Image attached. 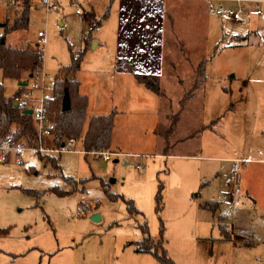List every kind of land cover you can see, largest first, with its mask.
Here are the masks:
<instances>
[{"label":"rangeland","instance_id":"rangeland-1","mask_svg":"<svg viewBox=\"0 0 264 264\" xmlns=\"http://www.w3.org/2000/svg\"><path fill=\"white\" fill-rule=\"evenodd\" d=\"M107 1L78 0L81 15L70 0H56L57 12L33 7L29 25L7 36L11 46L20 48L43 43L44 68L54 75L71 62L72 53L87 48L77 73L80 93L89 98L83 133L94 115L119 111L113 149L122 155L106 161L73 150L62 154L29 150L22 165L0 161V227L9 229L0 234V264H136L132 249L125 245L143 237L138 223L145 221L153 238L159 236L163 221L165 246L171 243L174 250L180 249L179 226L191 219L189 183L201 164H211L182 156L229 153L249 160L236 173L232 162L215 163L220 182L238 191L240 201L226 200L220 213L236 218L238 229L259 243L244 253L229 251L225 244L215 248L201 244L196 250L206 253L207 264H264V162L257 160L264 159V0L241 5L248 13L246 22L233 18L240 6L230 0L158 1V13L168 26L181 13L184 25L153 34L151 40L144 31L134 36L142 48L153 46L161 60L160 47L175 44L177 61H164L161 95L138 85L142 97L135 110L133 100L123 98L120 81L110 74L113 58L115 66L120 64L119 45L129 36L122 38L118 31L123 4L117 0L109 6L106 19ZM150 6L146 11L155 9ZM126 8L131 22L145 21L134 19L141 10L139 2H129ZM13 9L0 3V22L12 18ZM208 10L219 16L209 17ZM92 14L97 19L89 22ZM139 71L152 75L144 67ZM0 82L5 95L13 96L15 79L5 78L1 68ZM214 119L218 120L209 124ZM44 146L53 148L52 139ZM77 147H82L80 142L71 148ZM146 153L150 156L142 155ZM52 156L61 157L60 168L46 161ZM160 185L164 188L158 203ZM247 187L257 203L243 192ZM127 199L141 213L132 215ZM94 214L100 220H93ZM218 231L217 225L214 234Z\"/></svg>","mask_w":264,"mask_h":264},{"label":"crops","instance_id":"crops-1","mask_svg":"<svg viewBox=\"0 0 264 264\" xmlns=\"http://www.w3.org/2000/svg\"><path fill=\"white\" fill-rule=\"evenodd\" d=\"M115 1L117 0H108L106 2L109 5L107 7V13L104 15V18L106 19L108 18L109 9ZM118 1L123 4L122 15H120L119 17L118 31H119V34L122 35V38L124 36H129V38H128L127 43L123 42L122 44L119 45L120 64L115 66L116 62L113 58L110 74L112 78L118 79L120 81V88H121L120 92L123 95V98H131L133 100L131 102V106L135 110V108L137 109V107H139L140 99L142 97L141 92L139 90L140 88L138 85L140 84L144 85L143 83L138 81L135 74L140 73L139 69L141 67H144L145 70L151 72L152 75L158 77L159 83L161 86V91H162V87H164V81H165L164 76H166L164 75L166 71L164 70L163 72V68H164L163 66L165 65L164 61L168 60L167 58L176 60V56H177L176 52H178V50H177V47H175V44H173L174 47L171 48L170 44L164 43L165 45L163 44L160 47V51L162 52V54H164L163 60H161L158 52H155L153 50V46L146 45V46H143L142 48L141 45L136 42L137 41L136 36L134 35L138 34V32L140 34V32L144 31L145 34L149 35L148 38L151 40V38H153L152 36L153 34L155 35V34L167 33L168 32L167 28L171 29L170 31L173 32L175 29H180L182 27V24L184 25V21H183L184 18L182 17V15H185V14L181 13L180 18L178 17L177 21L173 19L172 24L168 26V24L165 21L164 16L158 13V5L156 4L158 1L164 2V1H174V0H118ZM188 1H193V0H188ZM195 1L216 2L217 0H195ZM230 1H233L234 3L237 2L235 0H230ZM129 2H136V3L139 2L141 4L142 11L137 10L139 12H137L138 14L136 17H134V19L145 20L143 23L140 24L138 21L131 22L130 18L126 17L125 15L127 12L126 4ZM248 2L253 3L254 1L244 0L242 4L248 3ZM0 3L14 8L13 17L12 18L7 17L6 20H4L3 22H0V26L4 28L3 24L5 23L12 24L15 18L17 17V13L21 12V11H16V6L18 7L21 6V10L23 9L24 6H23V0H17L13 3L8 2L7 0H0ZM149 3L151 4L150 7L152 8L153 6H155V9H153L152 11L151 10L146 11L147 10L146 5H148ZM33 7L35 9L40 8L41 10H44L43 8H41L39 0H29V21H30V11ZM208 11H209L208 12L209 17L219 16L217 15V13L213 14L210 12V10ZM46 13H49V12L46 11ZM95 19L97 18L95 17V15L92 14V16L89 18V22H92ZM188 23L191 25V20H189ZM102 24H103V20L100 21L99 26H101ZM96 45H98V43L95 44V46ZM142 50L145 52V54L142 52ZM86 51H87V48H86ZM166 52H167V55H166ZM116 67H118L119 69L118 71ZM78 71L76 72V75H75L76 78H77ZM24 73H26V71ZM31 74L32 72L30 74H27V76L23 77L22 81H25V80L28 81ZM11 79H14V78H11ZM170 81H173V78H171ZM15 82L17 84V90L13 94V96L18 92L20 81L15 79ZM80 85H81V82H80ZM157 95L159 96L161 95V93L160 94L157 93ZM13 96L11 97L6 96V97L12 98ZM137 100L139 101L137 102ZM113 111L116 112L115 118H117V116H119L120 114L119 111L117 110H113ZM94 116H98V115H94ZM217 120L218 119H214L209 124H212L214 123V121H217ZM206 125L207 124L202 126L203 130H205ZM114 126H115V123H114ZM87 129L85 131H87ZM113 132H114V128H113ZM113 132H112V138H111V146L108 150H104V151L115 152V150L113 149ZM51 138L52 137L46 138L45 141L48 142L49 139ZM45 141H44V145H46ZM78 142H80L82 145L81 141H78ZM78 142L77 140H75L74 145L77 144ZM83 149L84 148L82 146L79 149L78 147L73 149V151L79 152L83 155L92 154L91 151L90 153L86 154V152ZM62 153L64 152H60L58 154H62ZM117 153H120V152L117 151ZM132 154H135L137 156L141 155L140 153H132ZM229 154L230 155L227 157H223L221 155H204V154L182 156V157L189 158L195 161H199V160L209 161L211 164H207L208 166H206L205 164H201V165L199 164L200 166L197 168V172L195 173L194 178L189 183L191 195H192L191 196L192 200L191 202H189V207L191 209V219L179 226L180 232H179V237L177 241L180 244V249L174 250L173 247L171 246V243L168 245V247L165 246L169 255L174 260V262L177 264H207L206 253H204V251L196 250V247H200L201 244L210 245L211 248H215L218 244H225L226 247L230 249L229 251H238L239 253L240 252L244 253V252H247L249 248H253L256 244L259 243L253 240L252 237H250L247 232L241 231L240 229H238L236 225V218L234 219L233 216H229L228 215L229 213H220L223 203H225L226 200H231L232 203L240 202V201L238 199V191H235L233 188L229 190V187L225 188L223 183L220 182V171H219V168H216L215 163L226 162V161L232 162L233 169H234V163L236 160L242 161V165L246 163L247 160H249L246 158L233 155L234 153L233 154L229 153ZM142 155L148 156V157L150 156V154L148 153L142 154ZM11 160L14 161L13 155L10 157L8 161H11ZM60 160H61V157L59 161ZM250 160L255 161V159H250ZM257 160L264 162V159H257ZM242 165H241V168H242ZM209 176L211 177L210 179L207 180ZM262 185H264V180L262 181ZM185 186L187 189L186 183H185ZM242 190L245 193V195L248 196L252 200V202L257 203V199L255 198L256 194L252 192L249 187H247L246 190L245 189H242ZM249 191L252 193V195H250ZM241 192L242 191H239V193ZM201 204H210L211 206L202 207ZM217 225L219 227V231L216 234H214V229ZM166 231L164 235H166ZM226 235L230 237L226 238ZM142 239L143 237L138 240L128 241L125 245L126 248L132 249L133 251L132 254L130 255L133 262H136V264H161L160 261H158V259L152 253L135 251L136 246L135 244H132V243H137L138 241H141ZM192 245H194V247H192ZM189 252L191 253L192 257L189 256ZM212 255L214 257V253ZM186 256H189L191 259H185Z\"/></svg>","mask_w":264,"mask_h":264},{"label":"trees","instance_id":"trees-1","mask_svg":"<svg viewBox=\"0 0 264 264\" xmlns=\"http://www.w3.org/2000/svg\"><path fill=\"white\" fill-rule=\"evenodd\" d=\"M23 6V9L20 13H17V17L11 25L3 24L4 32L0 34V68L3 76L14 78L18 81L23 80L25 71L30 74L44 60V52L39 50L38 47L20 48L11 46L8 43L7 36L9 33L25 28L29 24V0H23ZM85 54L86 49L81 50L78 54L72 53L70 64L63 66L59 74H57V95L51 103V111L55 116L57 127L51 139L54 149L61 148L62 144L70 139H80L83 150L88 154L94 149L108 150L110 148L116 112L94 116L89 122L87 131L83 133L89 98L80 93V82L75 75L81 67ZM203 65L204 62L199 64L200 71L204 68ZM135 76L148 89L158 94L161 93L157 76L141 73H136ZM22 89L23 87L19 86L18 92ZM66 94L69 95L71 101V108L68 111L63 110V100ZM12 99L13 97L7 98L5 96L4 84L0 82V139L8 135L13 136L16 140L26 138L33 147H38L39 139L33 116L15 106ZM46 161L60 168L59 158L53 156ZM163 188L164 185H160V191L157 196L158 203L159 201L161 203ZM51 190L61 194L56 188ZM127 202L128 209L132 215L141 213L134 205L132 199H127ZM201 206L211 205L201 204ZM138 226L142 231L143 239L137 243H132L136 246V252L152 253L161 264H177L165 247L164 233L166 227L163 221L161 222L159 236L156 238L150 235L147 221L139 222ZM8 231V228L0 227V234H7ZM229 237L226 235V238Z\"/></svg>","mask_w":264,"mask_h":264},{"label":"built area","instance_id":"built-area-1","mask_svg":"<svg viewBox=\"0 0 264 264\" xmlns=\"http://www.w3.org/2000/svg\"><path fill=\"white\" fill-rule=\"evenodd\" d=\"M10 3L16 0H7ZM239 3V9L234 13L233 18L238 22H246L248 13L247 10L241 6L244 5L242 2L244 0H235ZM258 2L260 0H252ZM41 8L47 12H57L56 0H39ZM70 4L76 8V13L81 15L82 12L79 9L78 0H70ZM260 12V10L258 11ZM41 40H45V33L40 31L38 33ZM38 49L44 52V44L38 43ZM57 76L48 72L43 63L37 66L33 71L27 85L23 87L20 92H17L13 96V103L15 106L19 107L21 110L31 109L33 119L35 121V126L37 129L39 144L38 147H33L27 139H15L13 136L8 135L0 139V161L7 162L13 155L14 161L22 165L24 162V152L34 151L41 153H60L72 151L71 148L75 140L70 139L61 148H47L44 146V140L50 138L54 135L57 124L54 114L51 111V103L56 98L57 95ZM1 125V122H0ZM92 154L95 156H100L104 160H110L112 156H120L121 153L104 151V150H92ZM242 161L236 160L234 163V170L237 171L241 168ZM139 168V165H138Z\"/></svg>","mask_w":264,"mask_h":264},{"label":"water","instance_id":"water-1","mask_svg":"<svg viewBox=\"0 0 264 264\" xmlns=\"http://www.w3.org/2000/svg\"><path fill=\"white\" fill-rule=\"evenodd\" d=\"M26 85H27V81L26 80L19 82V86L25 87ZM70 108H71L70 97H69L68 94H66L65 97H64V100H63V110L64 111H68V110H70ZM24 112L25 113H28V114H31L32 113V110L31 109H28V110H25ZM62 146H64V144ZM92 219L93 220H100V215L99 214H94L92 216Z\"/></svg>","mask_w":264,"mask_h":264}]
</instances>
